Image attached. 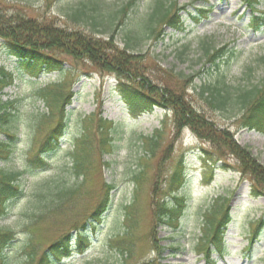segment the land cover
<instances>
[{"label": "rangeland", "instance_id": "374dc122", "mask_svg": "<svg viewBox=\"0 0 264 264\" xmlns=\"http://www.w3.org/2000/svg\"><path fill=\"white\" fill-rule=\"evenodd\" d=\"M127 1L0 0V13H20L108 39L113 17ZM154 2L139 0L125 25L114 26L120 48L125 31L136 29ZM179 4L186 5L184 29L165 28L158 40L142 42L131 55L133 62L147 81L186 98L218 130H230L264 164V130L248 128L240 107L218 110L202 95L205 85H228L235 94L264 81V0L253 8L244 0H179ZM83 8L82 21L71 17ZM222 47L225 57L218 64L210 62L208 50ZM45 59L63 69L33 76L38 69L28 68V61L11 54L9 43L0 38V67L12 75L10 84L0 89V100L12 103L9 110L15 115L0 129V141L13 142V153L0 166L19 173L15 182L24 193L6 202L9 212L0 216V234L12 233L2 264H30L27 253L32 248L39 259L64 235L76 239L84 225L89 235L84 252L56 264H206L199 246L202 223L215 219L210 212L220 197L230 200L231 222L226 253L223 256L220 248L212 247L213 262L264 264V194L257 196L260 189L253 192L257 183L240 172L234 155L200 139L190 128L177 130L172 111L158 106L144 110L143 102L152 101L137 83L101 71L87 59L54 51ZM44 89L73 93L64 117V101L51 106L40 97ZM101 117L115 126L111 150L101 142ZM58 123L62 130H56ZM84 138L90 143L91 163L85 176L77 178L74 151H81L77 144ZM106 182L114 185L111 206L98 223L94 213L107 197ZM73 185L80 187L74 195H58ZM159 196L182 207L183 215L159 226L156 244L151 232L153 201ZM177 196L184 198V206ZM216 214L220 221L224 218ZM123 236L133 248L124 262L118 254Z\"/></svg>", "mask_w": 264, "mask_h": 264}, {"label": "trees", "instance_id": "16d2710c", "mask_svg": "<svg viewBox=\"0 0 264 264\" xmlns=\"http://www.w3.org/2000/svg\"><path fill=\"white\" fill-rule=\"evenodd\" d=\"M139 0H129L122 5L118 13L113 17L111 22L112 34L109 33L108 39L99 38L97 36L85 33L81 30L67 29L55 24L54 22L41 21L38 18L26 17L20 13L13 15H4L0 13V38L6 40L9 43V51L11 54L18 56L22 59H27L26 65L28 68L38 69V73L42 71L50 72L52 70H62L61 66H58L52 62V59H45L49 52H60L77 60L87 59L97 66L101 71L109 72L117 76L119 79L127 78L129 81L137 83L143 88L145 92L151 97V101L158 102L173 110L175 116V127L177 130L184 128H190L201 139L208 141L219 150L226 148L232 155L238 159L239 170L244 174H250L253 180L257 183L254 187L255 193L260 189L264 194V164H262L253 154L252 150L248 147H243L239 144L234 134L230 130L222 129L218 130L214 123L207 119L199 110L191 105L190 102L176 93L171 92L166 88L155 85L151 81H147L143 74H140L138 65L132 60V53L140 46V44L146 40L156 39L158 40L163 34L166 27H170L176 30H182L184 28V20L181 12L185 10V5L181 6L179 0H155L151 11L143 19L140 25L136 29H129L125 31L124 47L120 48L116 44V32L115 27H122L125 25L127 19L130 17V13L135 9ZM93 4L100 8V3L94 1ZM95 9V8H94ZM86 15V11L78 9L71 14V17L82 21V17ZM89 16V15H88ZM90 17V16H89ZM93 18V16H91ZM116 22V23H115ZM99 33H104L99 31ZM225 47L208 50V59L210 62L216 64L217 60L225 57ZM38 58V60H37ZM12 75L8 73L5 67H0V89H4L10 84ZM139 79L141 81H139ZM59 87V86H58ZM63 92L49 91L44 89L41 91L40 97L44 101L50 103V105H58L59 100H63L61 112L64 117L65 105L69 102L70 97ZM202 95L205 96L208 103L215 109L230 112L231 109L236 106L243 110L242 120H246V126L258 130H264V81L260 85H254L252 87H246L241 89L237 93H233L229 90L228 85H205L202 90ZM12 103L2 102L0 100V129L4 124H8L11 119H14L13 110H9V105ZM152 109V108H151ZM99 130L101 133V142L105 149H113L114 144V130L112 122L101 117ZM60 128V127H59ZM58 128V129H59ZM57 129V130H58ZM77 147L82 146L81 151H74V169L77 178L84 177L89 170V141L87 138L80 139ZM46 145H50L47 141ZM48 148V147H46ZM13 153V142L0 141V162L2 159H7ZM19 173H9L2 169L0 166V216L8 214V205L6 202L21 197L23 189L19 184H16L15 178ZM141 174L136 175L134 179L139 181ZM107 197L99 205L98 212L94 215L101 218L103 214L110 208L111 203L109 200L110 193L114 189V185L110 183H104ZM79 186L73 185L69 189L64 188L58 191L59 196L69 197L74 195ZM226 198L218 199V202L214 205L212 214L215 215V219H207L203 223V236L199 243L202 247V251L207 247V242L211 244L219 243L222 247L224 240V234L226 233L228 223H224V220L220 221V218L216 213H223L228 216L224 208L226 207ZM154 226L152 230L153 240L155 243L156 232H158V226L163 223L165 219L171 218V213L175 211V207L168 203L165 199H161L160 196L154 199ZM177 210V209H176ZM224 215V217H225ZM217 221H220L216 223ZM0 234V264L3 263L5 258L4 249L7 247V243L11 240V232H3ZM130 231L127 230L125 236H129ZM123 236V239L119 241V253L123 258L121 260L126 261L133 253L131 245H127V238ZM70 234H66L56 242L49 246V250L44 253L42 257L37 259V252L32 248L27 253L28 263L30 264H53L54 260L50 256L51 253L62 255H68L70 252ZM85 235L80 233V242H83ZM126 238V239H125ZM204 240L206 241L204 244ZM132 244V243H131ZM157 244V243H156ZM209 247L207 252L209 253ZM210 254V253H209ZM38 260V262H37Z\"/></svg>", "mask_w": 264, "mask_h": 264}]
</instances>
